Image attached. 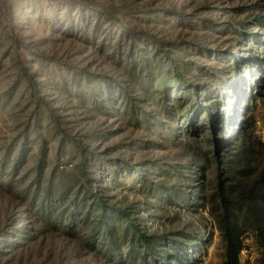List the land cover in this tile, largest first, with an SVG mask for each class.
I'll use <instances>...</instances> for the list:
<instances>
[{"label":"rangeland","instance_id":"374dc122","mask_svg":"<svg viewBox=\"0 0 264 264\" xmlns=\"http://www.w3.org/2000/svg\"><path fill=\"white\" fill-rule=\"evenodd\" d=\"M263 166L264 0H0V264H223Z\"/></svg>","mask_w":264,"mask_h":264},{"label":"trees","instance_id":"16d2710c","mask_svg":"<svg viewBox=\"0 0 264 264\" xmlns=\"http://www.w3.org/2000/svg\"><path fill=\"white\" fill-rule=\"evenodd\" d=\"M257 183H248L235 199H223L218 228L224 245L223 264H239L238 253L243 244L241 236L248 231L261 248L260 264H264V166ZM248 186V187H247Z\"/></svg>","mask_w":264,"mask_h":264}]
</instances>
